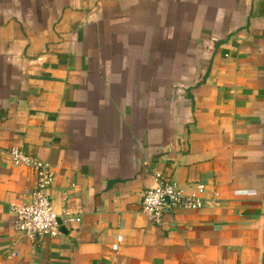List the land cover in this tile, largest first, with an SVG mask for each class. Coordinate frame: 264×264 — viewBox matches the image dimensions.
<instances>
[{
	"label": "crops",
	"instance_id": "1",
	"mask_svg": "<svg viewBox=\"0 0 264 264\" xmlns=\"http://www.w3.org/2000/svg\"><path fill=\"white\" fill-rule=\"evenodd\" d=\"M11 148L55 172L62 236L21 240ZM155 173L212 193L155 225ZM0 264H264V0H0Z\"/></svg>",
	"mask_w": 264,
	"mask_h": 264
},
{
	"label": "built area",
	"instance_id": "2",
	"mask_svg": "<svg viewBox=\"0 0 264 264\" xmlns=\"http://www.w3.org/2000/svg\"><path fill=\"white\" fill-rule=\"evenodd\" d=\"M5 163L10 166L24 165L33 170L36 176L34 190L29 200L11 206V212L15 217V228L26 245L33 247L43 238H58L63 235L61 228L66 230L79 221V218L66 206L60 211L54 208L51 189L55 172L48 164L34 156L23 154L19 148L9 150ZM154 181V186L143 191L139 210L155 225H160L164 216L173 210L194 212L202 209L205 200L212 193L205 185H198L193 192H187L160 173L154 174ZM122 243L123 238L117 236L111 247L112 251L117 252ZM26 254L28 258L31 256L29 253ZM18 255L17 251L8 253L9 257Z\"/></svg>",
	"mask_w": 264,
	"mask_h": 264
},
{
	"label": "water",
	"instance_id": "3",
	"mask_svg": "<svg viewBox=\"0 0 264 264\" xmlns=\"http://www.w3.org/2000/svg\"><path fill=\"white\" fill-rule=\"evenodd\" d=\"M59 223H60V222H59ZM61 231H62L63 234L66 233V230H65L64 228H61Z\"/></svg>",
	"mask_w": 264,
	"mask_h": 264
}]
</instances>
